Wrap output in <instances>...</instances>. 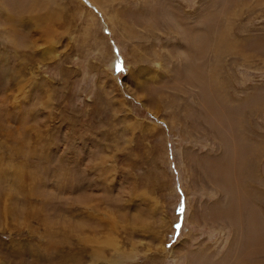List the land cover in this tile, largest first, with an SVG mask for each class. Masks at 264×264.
I'll use <instances>...</instances> for the list:
<instances>
[{
    "label": "rangeland",
    "instance_id": "1",
    "mask_svg": "<svg viewBox=\"0 0 264 264\" xmlns=\"http://www.w3.org/2000/svg\"><path fill=\"white\" fill-rule=\"evenodd\" d=\"M0 264H264V0H0Z\"/></svg>",
    "mask_w": 264,
    "mask_h": 264
},
{
    "label": "snow or ice",
    "instance_id": "2",
    "mask_svg": "<svg viewBox=\"0 0 264 264\" xmlns=\"http://www.w3.org/2000/svg\"><path fill=\"white\" fill-rule=\"evenodd\" d=\"M116 71L117 72H121L122 71V68H121V65H120V62L117 61V64H116ZM179 213H183L185 211V208H184V202L181 201V206L180 208L177 210ZM174 227L177 229L178 233H179V229H180V225L179 224H176L174 225ZM169 247H172L171 245H169Z\"/></svg>",
    "mask_w": 264,
    "mask_h": 264
}]
</instances>
